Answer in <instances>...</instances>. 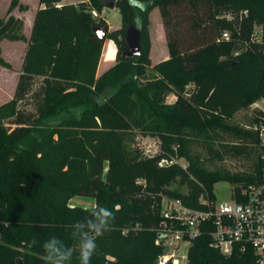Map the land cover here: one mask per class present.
Returning a JSON list of instances; mask_svg holds the SVG:
<instances>
[{
    "label": "trees",
    "instance_id": "obj_1",
    "mask_svg": "<svg viewBox=\"0 0 264 264\" xmlns=\"http://www.w3.org/2000/svg\"><path fill=\"white\" fill-rule=\"evenodd\" d=\"M106 1L40 0L29 38L24 21L10 15L17 0L0 18L1 67L12 69L3 41L27 44L14 97L0 106V264H45L40 245L50 236L75 248L72 226L90 209L71 206L75 197L93 199L114 216L91 264H159L164 249L156 241L169 223L161 215L164 197L205 210L201 198L214 201L218 182L236 189L260 182L264 112L255 109L252 127L230 122L264 101V0H139L138 6L115 0L122 26L106 39L117 47L116 60L97 76L106 40L93 26L106 22L93 12L100 15ZM155 8L169 58L151 75L148 27ZM136 17L141 55L130 58L125 32ZM169 94L175 101L166 104ZM136 131L158 137L162 153L149 158L133 147ZM218 131L237 140L224 146L226 153L254 154L251 172L208 170L191 156L189 138L211 140ZM178 180L187 193L169 188ZM211 231L204 226L192 240L187 264H256L252 252L222 255ZM71 264H79L76 254Z\"/></svg>",
    "mask_w": 264,
    "mask_h": 264
},
{
    "label": "built area",
    "instance_id": "obj_2",
    "mask_svg": "<svg viewBox=\"0 0 264 264\" xmlns=\"http://www.w3.org/2000/svg\"><path fill=\"white\" fill-rule=\"evenodd\" d=\"M223 37L227 38L225 33ZM259 101L253 106L260 108ZM259 138L262 148L260 182L232 187L231 199L218 202L202 197L205 210L186 207L181 200L164 197L162 217L168 225L160 233L156 244L164 249L159 264H187V252L179 253L184 243H190L202 234L204 226L212 227V245L224 256L234 253L252 252L256 264H264V119L259 126ZM139 147L144 156L153 158L162 153L161 142L140 136ZM168 161L161 160V166Z\"/></svg>",
    "mask_w": 264,
    "mask_h": 264
},
{
    "label": "rangeland",
    "instance_id": "obj_3",
    "mask_svg": "<svg viewBox=\"0 0 264 264\" xmlns=\"http://www.w3.org/2000/svg\"><path fill=\"white\" fill-rule=\"evenodd\" d=\"M12 1L13 0H0V18L5 19L7 17L8 10L12 4ZM26 1L34 9L38 0H25V2ZM17 2L18 4L12 10L10 15H13V13H23L29 9V6L24 1L17 0ZM80 4H87V1L79 2L78 5ZM20 6L26 7V9L20 10ZM95 13H93L94 18L97 21H99L100 19L105 20L106 24L109 26V31L121 28L122 17L117 8L108 9L104 7V10L100 15ZM261 30L262 29L260 26L256 27L255 38L260 39ZM148 34V39L150 42L149 56L151 60V67L153 68V70L151 69L149 74L157 75L158 70L156 69V67L159 64L167 61L169 58L165 31L162 25V20L158 8H155L151 12ZM1 49L3 58L12 66V69L9 70L0 66V106L9 102L14 97L17 82L21 74L22 63L27 46L24 52L22 49V45H12L10 41L5 40L1 43ZM102 52L105 64L109 63V66H112L116 60V45L113 42H105ZM39 84L40 80H37L34 90L38 88ZM174 101L175 97L172 94L167 95V97L165 98L166 104H171ZM259 105L260 108L264 109L263 103H260ZM255 109L258 108L252 106L249 109L239 111L237 114H235L234 119L230 123L232 125H240L241 127H252L251 120L255 114ZM140 136L156 139L161 142L160 139L156 136L143 135L141 132L136 131L134 134L132 146L138 149H140L138 141V138ZM188 140L191 156H199L203 166L208 170H224L231 174L249 173L253 170V163L255 160L254 154H251L249 156H234L230 153L225 152L226 148L224 146L237 141L233 139V137L228 136V134H224L221 131H218L217 134L212 133L211 140H207L206 138L200 136L193 138L191 137ZM210 147H212V154L210 153ZM217 154H220L222 158L217 157ZM177 162H179L185 168L189 164L186 158L177 159ZM169 188L172 190H177L181 193L188 192V187L182 185L179 180L176 183L171 184ZM231 189L232 185L229 182H218L214 187L217 201H229L231 199ZM74 201H76V203H73ZM70 205L89 208L92 205V201L87 200V198H75L70 200ZM190 245V243L182 244L179 253L181 254L188 252Z\"/></svg>",
    "mask_w": 264,
    "mask_h": 264
},
{
    "label": "clouds",
    "instance_id": "obj_4",
    "mask_svg": "<svg viewBox=\"0 0 264 264\" xmlns=\"http://www.w3.org/2000/svg\"><path fill=\"white\" fill-rule=\"evenodd\" d=\"M129 3L138 6L139 0H129ZM134 22L139 27V17L134 18ZM75 115L79 118L80 112L75 111ZM88 212L89 216L84 222L72 226V237L76 241L75 248L69 247L57 236H50L40 245L45 264H71L74 254L77 255L79 264H91V258L97 248L96 241L109 230L114 216L112 210L99 205L88 209ZM36 244L37 241L33 240L27 244V247L32 249Z\"/></svg>",
    "mask_w": 264,
    "mask_h": 264
},
{
    "label": "crops",
    "instance_id": "obj_5",
    "mask_svg": "<svg viewBox=\"0 0 264 264\" xmlns=\"http://www.w3.org/2000/svg\"><path fill=\"white\" fill-rule=\"evenodd\" d=\"M21 1L25 2V0H21ZM86 1H88V0H61L60 4L58 6L67 5V4H74V5L78 6L79 2H86ZM25 3H27V1ZM27 5L29 6V9L27 11H25L23 13H21V12L20 13H13V15L15 17L21 18L24 21V34H25V36L27 38H29L30 35H31V32H32V28H33V24H34L36 13H37L38 9L40 7H43V6L40 5V0L37 1V4L35 5L34 9H33V7L30 4L27 3ZM93 13H95V12H93ZM150 15H151V13H150ZM110 31H112V30H110ZM105 42L109 43V42H113V41L110 40V39H106ZM11 44L12 45H22V49L25 52V48L27 46V44L25 42H22V41L11 42ZM103 49H104V47H103ZM101 56L102 57L100 59L99 66H98V69H97V76L102 75L110 67L109 63L105 64V62H104L103 52H102ZM75 198H83V197H75ZM75 198H73V199H75ZM87 200H91L92 201V205L89 208H92V207L95 206V200L90 199V198L89 199L87 198ZM73 203H76V201H74Z\"/></svg>",
    "mask_w": 264,
    "mask_h": 264
},
{
    "label": "water",
    "instance_id": "obj_6",
    "mask_svg": "<svg viewBox=\"0 0 264 264\" xmlns=\"http://www.w3.org/2000/svg\"><path fill=\"white\" fill-rule=\"evenodd\" d=\"M104 6L108 9L116 8L115 0H107ZM93 31L100 40H106V35L109 31V26L107 24H101L98 26H93ZM141 36L142 29L137 27L136 23L130 25L125 32V41L128 46L126 54L130 58L138 57L141 55Z\"/></svg>",
    "mask_w": 264,
    "mask_h": 264
},
{
    "label": "snow or ice",
    "instance_id": "obj_7",
    "mask_svg": "<svg viewBox=\"0 0 264 264\" xmlns=\"http://www.w3.org/2000/svg\"><path fill=\"white\" fill-rule=\"evenodd\" d=\"M110 56H111V53H110Z\"/></svg>",
    "mask_w": 264,
    "mask_h": 264
}]
</instances>
